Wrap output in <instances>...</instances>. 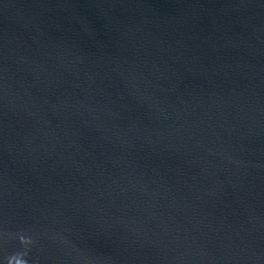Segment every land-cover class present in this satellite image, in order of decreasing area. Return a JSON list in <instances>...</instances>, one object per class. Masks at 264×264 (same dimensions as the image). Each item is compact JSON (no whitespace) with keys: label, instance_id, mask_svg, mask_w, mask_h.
Masks as SVG:
<instances>
[{"label":"water","instance_id":"1","mask_svg":"<svg viewBox=\"0 0 264 264\" xmlns=\"http://www.w3.org/2000/svg\"><path fill=\"white\" fill-rule=\"evenodd\" d=\"M0 264H264V0H0Z\"/></svg>","mask_w":264,"mask_h":264}]
</instances>
